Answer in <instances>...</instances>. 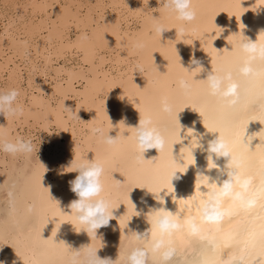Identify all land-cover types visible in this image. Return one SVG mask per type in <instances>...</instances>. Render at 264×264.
I'll return each instance as SVG.
<instances>
[{
    "label": "bare ground",
    "instance_id": "bare-ground-1",
    "mask_svg": "<svg viewBox=\"0 0 264 264\" xmlns=\"http://www.w3.org/2000/svg\"><path fill=\"white\" fill-rule=\"evenodd\" d=\"M256 3H264V0H241L242 8L238 0H196L197 19L185 25L189 35L176 34L175 28L163 30L161 42L165 43L160 44L156 34L150 31L148 21L151 11L154 10L153 15L158 14L155 12L157 0H149L147 7L152 9L147 12L139 8L141 0H0V88H19V100L25 108L22 116L11 120L0 114V124L9 127L13 136L31 137L38 146L36 154L30 156L0 153V260L5 264L13 261L15 264H43L52 259L55 264H63L65 245L59 241L70 248L99 243L84 230H75L69 222H62L53 234L55 217L42 227L43 239L39 236L40 225L46 216L72 219L69 213L61 212L55 207V202L48 199L46 187L51 197L58 201V206L63 211H70L68 205L76 194L70 190L68 181L77 173L63 169L76 153L89 148L93 150L87 152L89 159L99 154L106 160L109 171L116 170L113 176H105L107 191L114 202L125 204L120 203L113 209L108 225L97 229L102 241L98 255L113 259L121 248L129 244L131 231L144 232L150 227L147 212L161 206V202L155 199L156 194L139 184L143 183L153 192L165 188L158 193L163 197V206L176 211L180 209L179 198L187 199V196L194 195L197 180L203 179L204 175L209 177V182L218 185L228 179L226 156L212 154L215 166L207 167L208 143L218 133L208 130L204 124L209 128L213 125L223 128L229 145L236 152L246 150V145L239 140L245 126V137H251L248 144L253 150L250 154L252 166L245 175L255 173L260 158L258 146L264 147L261 143L264 141V107L259 104L242 107L248 99V82L237 76L241 85V105L231 109L206 98L202 84H197L188 97L177 96L174 79L180 72V66L172 45L174 42L180 62L185 67L194 66L189 64L191 51L207 70L211 69L214 61L216 64L229 63L232 57L225 49L231 48L228 41L232 40L233 32L242 31L255 40L264 29V5H259L258 11H254ZM164 22L181 23L173 17H166ZM241 23L245 25L242 29ZM216 26L221 29L219 34L215 32ZM190 37H193L192 43ZM137 38L145 41L143 50L131 47L130 42ZM212 39L219 53L211 45ZM25 46L27 55L24 54ZM152 59L158 71L164 73L154 70ZM137 64L143 65L142 73L133 70ZM206 74V71H201L195 78L202 79ZM162 93L169 94L177 107L189 104L204 113L201 117L188 105L177 113L182 125L180 135L184 138L173 143V156L178 160L174 167L181 169L191 162L188 148L184 146L190 139L186 135L189 128L200 134V146L193 149L194 163L188 164L183 172L177 170L170 178L171 192H167L165 183L168 170L173 167L167 147L164 152L147 149L144 157L156 156V163H141L134 159L130 140L107 146L98 143L88 131L93 124L108 126L103 100L114 125L109 134L115 135L118 130L115 126L121 122L127 126L138 123V110L147 107L155 110ZM62 101L70 109H76L81 119H68ZM176 127L179 125L174 121H167L169 140L175 139L172 133ZM182 149L183 153L180 152ZM39 161L46 167L41 177V184L45 187L39 184L43 171ZM131 187L129 197L139 214L132 215L125 226V217L133 211L126 198ZM200 187L206 199L208 186ZM25 202L34 204L32 213L25 212ZM228 204L226 200L224 206ZM258 212L257 206L250 215L255 216ZM192 214H196L195 208ZM183 215H188L187 208ZM51 235L57 242L51 241ZM184 240H190V243L184 244L182 251L181 241L176 240L177 255L172 264L199 260L207 244L186 234ZM233 252L238 255V250L233 248H225L219 255L228 260ZM253 255L256 264L264 259L256 253Z\"/></svg>",
    "mask_w": 264,
    "mask_h": 264
},
{
    "label": "clouds",
    "instance_id": "clouds-1",
    "mask_svg": "<svg viewBox=\"0 0 264 264\" xmlns=\"http://www.w3.org/2000/svg\"><path fill=\"white\" fill-rule=\"evenodd\" d=\"M148 3L149 0H141V7L139 8L142 12H147L149 9H152L147 7ZM238 4L240 6L241 0H238ZM259 5H264V3L254 4L253 10L258 11ZM153 11H151L148 16L150 31L156 34L160 44L165 43L161 42L163 30L175 28L176 34L179 33L181 36L189 35L185 25L195 21L198 16L196 0H157L155 12L158 14L153 15ZM218 12H216L214 16ZM166 17H173L181 23L166 24L164 22ZM243 27H245V25L241 23L240 28L242 29ZM217 29L219 31H217ZM220 31L221 29L216 26V34H219ZM259 33V39L256 37L255 40H252L244 35L242 31L233 32L232 40L228 41L231 48L230 50L225 49L232 57L231 62L225 64H216L213 62L210 70L203 68L199 58L195 56L194 51H191L189 56V64L194 66H182L180 62L181 57L178 55L173 42L172 46L174 48L176 62L180 66V72L174 79L175 95L188 97L192 94L193 89L197 84H202L205 88L206 98L213 99L216 105L230 109L235 108L236 106L241 105V85L240 81L237 79V76H239L247 81L250 86L248 89L247 102L243 104L242 107L247 108L254 104H259L264 107V38H261L264 29ZM204 35H209V33H204ZM191 38L193 37H190V39ZM213 39L211 40L212 46ZM130 44L132 48L138 51L143 50L146 46L145 41L142 38L134 39ZM154 50L155 49H153V51ZM217 52L219 53L218 49ZM24 54H28L26 46ZM152 64L156 72L164 73L158 71L157 65L153 62V59ZM133 70H139L142 73L144 68L143 65L137 64L134 66ZM201 71H206V76L202 79L195 78L196 74ZM20 95L21 91L17 87L0 88V114H3V116L9 120L22 116L25 108L19 100ZM62 105L63 111L68 119H81L78 116L76 109H70L64 104V101H62ZM186 105L190 106L189 104H184L182 107H177L169 94L162 93L158 98L155 110L152 107H147L143 110H138L135 107L139 112L138 123L135 126H127L121 122L122 126H115L118 128L116 134L110 135L109 130L112 129L114 125L110 122V117L105 110V103L103 100L104 112L108 118V126H104L102 123L93 124L89 127L88 131L91 136L97 139L98 143L107 146H113L124 142L125 140H130L133 144V156L137 162L155 164L156 156L146 159L143 155L144 152L149 148H155L157 152H164L167 147L169 160L176 163L178 160L173 156V143L181 141L184 138L180 135L182 125L178 121L177 113ZM190 107L197 111L201 117L204 115L203 111L197 110L192 106ZM169 120H172L179 125V127H176L173 130L172 134L175 136V139L173 140H169L166 135L167 121ZM204 126L208 130H213L218 133L215 138L208 143L207 167L211 168L215 166L212 154L226 156L228 158L226 171L229 179V172L231 170L229 167V161L232 159L233 149L229 145L224 132L218 128H209L205 124ZM189 129L190 131L186 135L190 137V139L184 146H187L188 148L191 155V162L187 163L183 170L175 167L169 168L168 184L171 185V191L173 190V185L170 183V178L176 174L177 170L183 172L188 164L194 163L193 149L200 146V134L194 132L192 128ZM250 139L251 137H245L244 126V130L240 135L239 140L242 144L246 145L247 151L252 152L253 150L249 149L248 144ZM261 143H264V141H261ZM37 148L38 146L34 143L31 137L21 135L13 136L9 127L5 124H0V153H6L12 156H30L32 153L36 154ZM89 150L93 152V150L89 148L86 151L76 153L75 157L73 156L63 169V171H75L77 173L73 179L68 181L70 190L76 194V198L71 200L68 205L70 211H63L61 207L58 206V201L51 197L49 189L46 187L48 199L55 202V207L58 210L64 213H69L72 219L59 220L56 215L46 216L39 228L40 238H42V227L49 219L55 217L54 227L52 228L53 234L56 233L62 222H69L75 230H84L92 240H99L98 244L87 243L79 248H70L63 241H59L65 245L64 252L66 253V258L64 259L63 264H172L173 258L177 255V249L172 243V234L177 231V228L174 226L177 221L174 218L180 217L182 219L183 210L178 209L176 211H169L166 209L163 206V197L158 194L162 189L165 190V188L161 187L153 192L143 183L138 186L147 188L151 193L156 194L155 199L161 202L160 207L152 208L147 212V222L150 227L144 232L131 231L132 235L129 244L121 248L119 254L116 255L114 259L108 256L101 257L98 255L97 250L102 247V241L97 235V229L101 226L108 225L109 219L113 216V209L117 208V206L123 202H114L110 198L105 183V176H113L112 173L116 170L113 168L109 171L106 160L99 154H95L89 159L87 157V152ZM180 152L183 153L182 150H180ZM40 164L43 171L39 176V184L41 187H45L41 184V177L46 171V167L42 162H40ZM204 177H207L209 181L208 176L204 175ZM211 183L217 184L216 182ZM132 187L127 191L126 198L131 204L133 211L127 216L125 226H127V222L132 215L139 214L129 197V191ZM171 191L167 190V192ZM9 195H11V193H9ZM180 199H185V197L179 198V200ZM24 207L25 212L28 214L32 213L34 210V204L32 202H25ZM51 241L53 243L57 242L53 239L52 235ZM0 264H5V262L0 260ZM12 264H15V261H13ZM37 264H40V262H37ZM43 264H55V262L52 259H48L44 261Z\"/></svg>",
    "mask_w": 264,
    "mask_h": 264
},
{
    "label": "snow or ice",
    "instance_id": "snow-or-ice-1",
    "mask_svg": "<svg viewBox=\"0 0 264 264\" xmlns=\"http://www.w3.org/2000/svg\"><path fill=\"white\" fill-rule=\"evenodd\" d=\"M261 38H264V33L261 34ZM210 128L216 127L213 125ZM220 130L224 132L223 128ZM258 148L260 158L255 173L245 175L252 166L251 152L233 150L232 159L229 161L231 170L228 180L218 185L209 182L207 177L198 179L197 192L187 199L178 201L181 210L187 208L188 215H182V219L174 218L177 221L174 225L177 231L172 234V243L176 249L177 239L181 241V251L184 244L190 243V240H184L185 234L189 238L195 237L201 242H207L200 253V259L189 261L188 264H234V262L256 264L253 253L264 257V147L258 146ZM189 160H191L190 156ZM172 164L174 167L175 163ZM168 175L169 173L165 183L171 191ZM201 185L208 186L206 199L203 198L205 194ZM226 200L229 201L227 207L224 206ZM257 206L258 214L250 215ZM193 208L196 210L195 215L192 214ZM229 221L232 223H228ZM225 248L238 250V255L233 252L228 260H223L219 253ZM260 264H264V259L260 260Z\"/></svg>",
    "mask_w": 264,
    "mask_h": 264
}]
</instances>
